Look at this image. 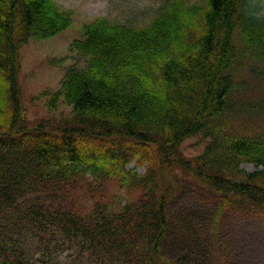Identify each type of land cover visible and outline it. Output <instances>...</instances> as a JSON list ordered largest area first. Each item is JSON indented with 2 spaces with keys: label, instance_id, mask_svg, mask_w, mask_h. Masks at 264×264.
Here are the masks:
<instances>
[{
  "label": "trees",
  "instance_id": "1",
  "mask_svg": "<svg viewBox=\"0 0 264 264\" xmlns=\"http://www.w3.org/2000/svg\"><path fill=\"white\" fill-rule=\"evenodd\" d=\"M263 3L163 0L140 26L99 16L71 42L86 66L30 117L21 49L70 27L73 9L0 0V264H30L29 238L72 245L65 264H224L223 211L264 215ZM188 187L203 205L172 210Z\"/></svg>",
  "mask_w": 264,
  "mask_h": 264
},
{
  "label": "rangeland",
  "instance_id": "2",
  "mask_svg": "<svg viewBox=\"0 0 264 264\" xmlns=\"http://www.w3.org/2000/svg\"><path fill=\"white\" fill-rule=\"evenodd\" d=\"M61 7L73 9V24L60 33L44 38L30 39L21 49L22 67L20 83L24 90L23 99L30 117L44 115L48 112L46 102L48 95L41 92H54L59 89L60 82L71 66L84 68L87 58L71 48V42L83 37L82 26L99 16H107L113 21L125 22L136 26L144 25L153 16L163 0H55ZM202 3V0H192ZM264 6V3H263ZM259 64L264 68V61ZM264 96V94H262ZM35 97V98H34ZM253 101V97L249 98ZM264 106V103H263ZM59 109L68 111L70 107L60 100ZM202 134L187 138L182 145L187 155L193 156L202 151L206 143ZM144 171V165H137L136 160L129 164ZM242 167L252 171L257 169L254 163L244 162ZM189 187L172 204V210L185 207H201L203 199L196 188ZM111 191L120 201L124 197L117 189ZM218 254L217 262L224 264H264V215L248 214L233 209L224 210L217 227ZM74 247L60 243L45 247L37 240L29 238L25 246V260L30 264H65L67 254ZM167 254L171 249L165 248ZM224 254H223V253ZM221 254V255H220ZM226 257H225V256Z\"/></svg>",
  "mask_w": 264,
  "mask_h": 264
}]
</instances>
